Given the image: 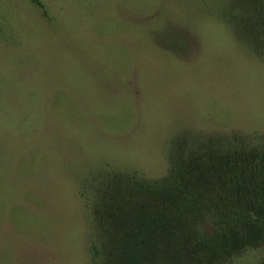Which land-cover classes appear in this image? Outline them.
<instances>
[{"label": "rangeland", "instance_id": "rangeland-1", "mask_svg": "<svg viewBox=\"0 0 264 264\" xmlns=\"http://www.w3.org/2000/svg\"><path fill=\"white\" fill-rule=\"evenodd\" d=\"M39 1L0 0V264H119L168 157L263 137L264 0Z\"/></svg>", "mask_w": 264, "mask_h": 264}, {"label": "trees", "instance_id": "trees-1", "mask_svg": "<svg viewBox=\"0 0 264 264\" xmlns=\"http://www.w3.org/2000/svg\"><path fill=\"white\" fill-rule=\"evenodd\" d=\"M259 29L264 57V8ZM253 140L254 148L230 154L168 157L162 201L139 204L118 224L119 264H211V256L212 264H264V135ZM198 223L209 237L193 234ZM90 255L98 264L97 247Z\"/></svg>", "mask_w": 264, "mask_h": 264}]
</instances>
